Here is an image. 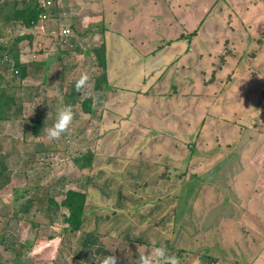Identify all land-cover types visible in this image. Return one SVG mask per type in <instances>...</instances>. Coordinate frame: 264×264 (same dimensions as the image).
I'll return each instance as SVG.
<instances>
[{
	"label": "rangeland",
	"instance_id": "obj_1",
	"mask_svg": "<svg viewBox=\"0 0 264 264\" xmlns=\"http://www.w3.org/2000/svg\"><path fill=\"white\" fill-rule=\"evenodd\" d=\"M22 1L0 0V41L26 32L4 24ZM53 8L31 47L21 42L27 75L10 71L9 55L6 71L0 63L14 99L0 114V264H95L97 254L132 264L140 245H165L182 264H264V0ZM63 28L72 44L59 43ZM101 43L108 87L95 89ZM64 105L70 130L50 141L43 127ZM69 188L87 200L74 232L47 201Z\"/></svg>",
	"mask_w": 264,
	"mask_h": 264
},
{
	"label": "trees",
	"instance_id": "obj_2",
	"mask_svg": "<svg viewBox=\"0 0 264 264\" xmlns=\"http://www.w3.org/2000/svg\"><path fill=\"white\" fill-rule=\"evenodd\" d=\"M14 4H17L16 1ZM43 11H46L50 16L55 10L53 7L45 9L40 4L39 0H23L19 6H13L11 14L5 16L4 24H7L11 20H15L21 22L22 25L27 28L34 29L38 16ZM23 41L26 42L27 46H31L33 36L30 33L18 34L10 41H0V59L4 54L9 55L13 59L14 67L17 69L15 74H17L19 80L27 75V66L20 63L18 58L22 47L21 42ZM69 41L72 44L71 39ZM91 51L93 52V63L101 69V73L94 79L93 86L95 89L107 88L105 46L101 43L99 47L93 48ZM0 63L2 64L3 62ZM6 65L5 68H2L5 71L9 67L8 64ZM36 66L41 67L43 74H46L48 68L47 61L43 60L37 63ZM10 71L13 72V69H10ZM2 79L0 75V114L3 113L4 106L7 107L14 102V99L6 94L5 87L2 86ZM63 97L67 103L75 104L78 102L77 96L71 97L70 95L64 94ZM82 104L86 111H91L90 99L83 101ZM47 201L50 203L52 207L50 209L53 211L59 208L65 209V212L62 213L63 220L66 223V227L64 228L65 231L74 232L80 230L86 218V192L69 188L65 190L64 196L59 202L55 201L53 197H47Z\"/></svg>",
	"mask_w": 264,
	"mask_h": 264
},
{
	"label": "clouds",
	"instance_id": "obj_3",
	"mask_svg": "<svg viewBox=\"0 0 264 264\" xmlns=\"http://www.w3.org/2000/svg\"><path fill=\"white\" fill-rule=\"evenodd\" d=\"M89 79L88 73L82 72L75 83L76 90L79 91L82 87H85ZM73 119L74 113L70 105H64L59 108L56 111L51 126L43 127L47 139L50 141L60 140L70 130ZM146 249L148 250L147 252ZM92 259L95 261V264H116V257L114 255L97 254ZM132 264H182V262L181 258L175 253L169 252L165 245H140L138 258Z\"/></svg>",
	"mask_w": 264,
	"mask_h": 264
},
{
	"label": "built area",
	"instance_id": "obj_4",
	"mask_svg": "<svg viewBox=\"0 0 264 264\" xmlns=\"http://www.w3.org/2000/svg\"><path fill=\"white\" fill-rule=\"evenodd\" d=\"M61 0H42L40 2V4L45 8V9H50L51 7H54L55 4L60 3ZM50 16L46 11H43L39 14L38 16V20L34 26V28L39 29V30H44L45 29V24H47V22L49 21ZM71 30L69 28H63L59 34V43H65L68 42L69 43V36L71 35ZM71 44V43H69ZM1 61L5 62L6 64H8V62H10V58L8 57V55L4 54L1 57ZM11 68L13 69V72H17L16 68H13V62H10ZM11 69V70H12Z\"/></svg>",
	"mask_w": 264,
	"mask_h": 264
},
{
	"label": "crops",
	"instance_id": "obj_5",
	"mask_svg": "<svg viewBox=\"0 0 264 264\" xmlns=\"http://www.w3.org/2000/svg\"><path fill=\"white\" fill-rule=\"evenodd\" d=\"M22 27H23L24 30H26V32L21 31V33H19V34L30 33V34L33 36V33H35L34 30H35L36 28H34V29H30V28L25 27L24 25H22ZM36 30H39V29H36ZM47 30H48V28H46V31H47ZM46 31H44V33H45ZM27 47L30 48L31 46H27ZM21 52H22V51L20 50V53H21Z\"/></svg>",
	"mask_w": 264,
	"mask_h": 264
}]
</instances>
